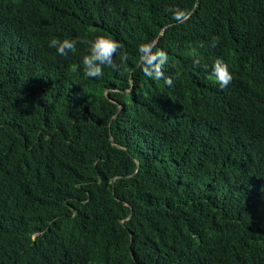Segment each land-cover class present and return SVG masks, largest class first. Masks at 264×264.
Listing matches in <instances>:
<instances>
[{
  "label": "trees",
  "instance_id": "trees-1",
  "mask_svg": "<svg viewBox=\"0 0 264 264\" xmlns=\"http://www.w3.org/2000/svg\"><path fill=\"white\" fill-rule=\"evenodd\" d=\"M0 264H264V0H0Z\"/></svg>",
  "mask_w": 264,
  "mask_h": 264
}]
</instances>
